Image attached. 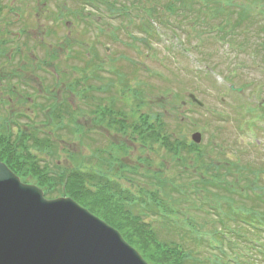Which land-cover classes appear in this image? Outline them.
<instances>
[{"label":"trees","instance_id":"obj_1","mask_svg":"<svg viewBox=\"0 0 264 264\" xmlns=\"http://www.w3.org/2000/svg\"><path fill=\"white\" fill-rule=\"evenodd\" d=\"M121 1V4L114 0L110 2L109 12L112 16L119 14L124 15L125 18H129L132 16L130 13L132 12L131 6H137L133 9V13L140 18L141 25L146 26V30L150 34L157 33L152 21H155L159 26L173 27L176 33L179 31L178 25H185V21H188V25L181 26L191 29L193 38H197L199 34L197 36L196 32L203 30V28H212L215 25L221 30V32L216 33L218 36L230 35L229 31L232 32L235 27L244 23L246 12L248 11L252 15L255 12L254 9L262 0H250L254 7L247 5L243 7V3H239L238 0ZM93 2L96 1L93 0ZM45 4L46 1L43 0L41 6H45ZM261 5L264 6V3H261ZM26 6H29V4H26ZM237 8H241L238 16H236ZM24 9L28 10L27 7H24ZM50 13L54 15L55 19H59L58 14L52 11ZM2 14H4L3 4L0 0V17ZM29 22L25 21L24 26L31 28L33 25ZM112 37L115 38V35H112ZM3 38H6V32L0 27V62H4L5 54L9 52L7 44L4 43L6 40ZM117 40L119 39L117 38ZM82 41L85 42V39H76L77 44L71 46L70 52L73 55L69 56L72 58L69 57L65 62L71 61L70 64L72 66L70 65L71 67L65 68L71 69V75L76 73L78 76H83L88 72L94 73L97 69L105 73L102 70V66L104 67V54L99 53L95 45L91 47L84 46L85 43ZM130 44H133V42ZM122 60H126L128 66L134 69L135 73L131 72V74L136 75V70H140L128 57L125 56ZM116 64H119V62H116ZM40 69L41 73L47 76L46 82H49V72L43 69L42 66ZM61 69H64V67ZM120 70L113 69L112 72L114 73L106 79H104V76H97L106 81L103 80L104 86H102L106 92L114 90L117 85H122L126 90L127 96L123 100V119L121 121L116 119L114 122L110 121L108 126L109 128L124 129L128 134V129H131V136L135 137L136 142L140 143V153H143L144 149H146L149 153L156 154L157 158H160L161 161L156 165V159L154 161L147 159L145 161L139 160L140 163L138 165H126L123 171L113 173L115 170L112 164L105 161L101 154L103 150L99 148L92 156V158L98 160L96 164H87L85 157H78L74 161L75 165L70 168L69 173L65 172L59 178L54 177L55 181L57 184L60 183L61 186H64L65 190L63 192L66 195L73 197L92 212L118 228L124 237L144 255L150 264H234L238 262L239 260L235 262L226 261L225 255H223V251L225 250H220L219 252L208 251L198 236L195 238L189 234H186V236L181 234L176 236L173 233L172 235L176 237H167L165 238L166 241L163 240V243H159L157 240L155 242V238L159 239L161 233L153 227L150 221L145 219L153 215L140 208V202L142 207V191L140 188L142 184L148 183V186H151V189H148L149 192L152 190L156 191L159 195L156 196L157 198L173 204L178 201L177 197H174V194L176 195V193L178 194L182 190L183 192L186 190L188 192L181 200L185 201L187 198L189 205L192 206L196 205L201 195L213 196L217 198L218 202L222 199H227L230 202L239 203L246 209H251L253 217H257V215L264 216V197L258 193L259 190H264V179L262 182L260 180L264 178V164L257 163V158L236 161L227 160L226 154L229 151V146L225 144L215 146L213 143H210V145L204 146L192 143L185 133L176 134V129L174 128H172V131L169 130V124L166 122L162 112L152 114L149 111L147 114L142 113L135 123L132 118L137 110L135 106L139 103L148 105L147 99L151 92L148 91L149 88L145 84L147 88L144 91L143 100L141 98L139 100V96L137 98L131 93L135 92V89L132 91L131 84L128 82L130 77ZM3 78L5 77L3 76ZM78 83L77 81V86H80ZM95 84L93 82L87 89L80 88V90L82 92L90 90ZM6 92L4 91V93ZM76 94L79 96V93ZM95 98L100 99L101 97ZM88 99H90L89 96ZM177 101L178 97L174 94L171 105L176 112L177 108H174V106ZM36 107L38 109L42 108L41 104H37ZM130 107H133L132 110ZM171 111L174 113L173 110ZM179 121L183 122L182 118H179ZM200 128L205 130L204 127ZM86 138L88 139L89 137L86 136ZM22 143L21 140L15 141L6 127L2 128L0 131V158L6 160L17 159L20 161L22 157L24 158L23 152L20 150ZM29 151L31 152V150ZM27 153L28 157L31 158L32 155L29 152ZM178 158L181 161H178ZM170 160H175L177 162L175 163L176 165L171 170L160 172L162 171V167L165 166L164 162H170ZM122 165V162L118 164L119 171ZM168 174H171V176ZM48 175V173L44 174L45 177ZM37 177L39 186L44 188L47 196H53L57 190H60L58 187L49 186L42 179V173H38ZM157 177L163 181H160ZM190 190L191 193L189 194ZM154 192H151V195ZM192 192L193 196L191 195ZM156 197L154 196L155 205L165 212V203ZM225 211H227L229 217L230 209L228 208ZM155 215L158 216L157 213ZM159 217H161V220H164V225H162L167 228L168 222H166V218L168 217L166 214L163 213ZM155 219L152 222H156L157 220ZM230 221L232 222L233 219ZM219 222L221 223V220ZM200 226L204 227L203 225ZM238 229L241 230L240 228ZM218 238H220L219 235ZM262 251L264 253V250ZM207 253L212 254V256L209 257ZM241 264H258V262L256 259L249 262L246 258Z\"/></svg>","mask_w":264,"mask_h":264},{"label":"rangeland","instance_id":"obj_2","mask_svg":"<svg viewBox=\"0 0 264 264\" xmlns=\"http://www.w3.org/2000/svg\"><path fill=\"white\" fill-rule=\"evenodd\" d=\"M94 1H96L97 3L92 2L90 0H63V2L66 3V6L70 9L84 14L85 12L91 14L94 23L81 20L80 22H76V26L69 23L65 25L63 23H60L57 27L56 22L52 21V16L48 12L47 15L45 14V12L42 14H37V10H41V6L37 3V1L1 0L3 4L4 14L2 18H0V24H4L5 26H7L5 31L9 32L11 36H13V33H10V30L22 26L24 20L27 22L30 21L29 23L33 25V30H31V32L30 30L28 31L30 35L27 39L31 41V50H28L25 47L26 45L23 44V41L26 37L25 35L23 40L18 45H12L15 46V48L12 49V59L10 61L4 60V62H0V83H4L0 84V90L3 89V87H6L7 85H14L18 87L19 91L22 94L21 97L17 95L12 100L8 96L5 97L0 95L1 128L3 124V118L6 117L8 114H14V112L20 113L24 111L26 109L24 104L34 110V104L26 102V95L29 94L35 96L36 101L51 100V102L52 98L55 96L56 93L62 94L64 100L62 101L63 103L61 106L68 107L67 109L70 111V116L72 115V113L77 111V107H84V101L80 99L82 98L81 95L79 100L77 99V101L66 102V99L69 96L66 91V85H68L74 78V75H71V69H68V74H66L65 72L66 76L64 78L66 79L64 81H62V78L60 77L59 79L56 78L55 73L51 70V72L53 73V77H51V83H49L46 82L47 76L39 72V69H37L35 66L36 64H39L41 60L43 61L44 59H49L48 57L50 56L51 50L56 48L61 49L60 47H58L60 46L59 43L65 40V33H70V36L71 34H74V36H71V38L76 37L79 40L84 38L87 42V45H95L97 47V51L99 53H102V55L105 51V45L108 46L111 49L112 56L116 55L115 57L119 62V64H116V66L119 68L118 70L121 69L130 77L131 80L129 79L128 82L131 84V86L135 88L144 89V91L148 86V91L151 93L149 94V98L147 99V101L148 105L150 106H138L137 110L134 113L135 123L137 122L142 112L148 113L150 111L152 112V114L156 112H162L166 122L169 124L168 128L170 131H172V128H174L176 129V132L174 129L173 131L176 134L185 133L190 138L191 133L194 130H198L193 125V121L198 120L200 123L199 125L206 127L208 131L206 134H204V143L208 144V141H211L210 139L212 136V138H216L217 143L221 145L225 144L230 146L229 153L230 151H233L234 149L238 148L240 151H242L241 155L243 156V158L246 159H249L250 157L252 158V156L256 154V147L249 141L251 139V136L247 134V131L244 129L245 124L241 120L237 119V117L235 116L236 112L233 107L235 105L244 106L248 104L249 98H251L256 92L252 90L253 88L251 87H245V84L243 83H246L248 79L249 81H254L260 78L259 76L263 75L262 73L264 72V65L260 68L253 66L248 59V50L245 51V53H242V55H239L240 58L243 57V60H241L237 55L234 54L233 50L232 52L230 51L231 53L228 52V47H226V49L224 48V50L221 47H218V45H216L215 41L213 40L217 38V36L210 35L212 34V32H209L208 29L203 28V30H199V32L196 33L197 35H200L199 41L202 42L203 45L199 47L198 51L202 55V59L206 68H210L212 70V74L210 75L209 79L213 80L214 82H217L220 86L227 85L224 82V76H230L229 72L233 71L238 76L236 79L231 80L232 84L238 87H243V89L239 93L235 91L230 92L226 90H221L218 92L219 86L217 84L212 83L210 80L208 81V79L206 80L204 78L205 75H203L199 79L195 78L196 76H194L189 70V66L187 64L188 60L182 58V53L179 48L174 49L172 47L169 50V47L164 44L163 37L161 38L162 40L159 38L146 40L149 41L150 46L145 44V41L141 40L144 38V36L137 34L138 32L144 33V30L140 28V26H138V31L134 30L135 35L139 38V40L133 41L131 39L133 31H127L125 28L122 29L123 27H125L123 26L125 24V19L123 17L113 16L109 20L105 16L109 15V13H107V9L109 10V4L113 0ZM114 1L119 4L122 3L121 0ZM28 2L32 6H26ZM238 2L243 3V7L245 5L253 6L250 0H238ZM259 3H264V0L260 1ZM49 6L52 9H56V3L53 1L50 2ZM24 7H27L28 10L24 9ZM10 8H13L14 10L21 9L24 14L23 21L15 27L11 26L8 22L13 18V14L11 13ZM134 8L135 6H132V9ZM239 10H241V8H237L236 16H238ZM254 11L255 12L252 15L250 12L248 13L247 11L244 23L238 27H235L232 32H229V34H235L236 37H234L233 35H225V39H229L236 45L243 46L244 49L252 50L255 48V50L259 51L257 53L259 61H262V59H264V18H262V16H254L258 11L257 8H255ZM101 15H104V17ZM70 18L74 19L73 16L69 15L68 21H70ZM95 23L105 28V31H103L102 33H97V30L94 26ZM50 26L55 28L57 27L55 30V35H50L47 31H44L45 29L50 28ZM247 26H249L250 32L244 33L243 29H246ZM86 28L87 30H85ZM166 28H169V26H166ZM110 29L116 32V35L119 40L115 41V38L112 37L114 32L112 33ZM166 30L171 31L170 29ZM56 36L59 37L56 38ZM184 38L185 41H188L187 46L189 45V42L192 43L193 39H189L186 36ZM27 40L25 41L27 42ZM41 40L45 42L44 46H40ZM128 42H133V44L130 45ZM197 43L198 40L195 41V48L192 47L193 44H190L191 46L189 45L188 48H191L194 51L197 50ZM69 55H73V53L66 51L65 53H62V61L60 63L62 64V67H68L70 65L72 66V64H70L71 61L64 62L65 59H68L69 57L72 58ZM125 56L130 58V61H135V56L138 59L137 63L141 62L142 65H146L143 67V69L140 67L142 70H140L136 74L137 77L133 75L135 71L133 68L128 66V62L126 60H122V58H125ZM109 63L111 64L112 61L108 60V64ZM198 67H201V64L200 62L196 61L193 66L194 71H196ZM19 68L20 72L18 74L13 73L17 72ZM131 72L133 74H131ZM9 75L10 77L12 75H19L20 77H13L10 80ZM3 76L5 78H3ZM46 84H52L51 87L48 88L50 93L45 91L44 85ZM23 91H25L24 95ZM189 92H194L196 96L204 102L205 107L199 108L196 105L192 104L188 97ZM96 94L103 95L104 92L97 93L96 90ZM125 94L126 91L124 92V94H122V86L118 85V87H116L112 91V93H106L104 94V96H108L110 99L116 97L117 102L115 106L118 108H122L123 103L121 102L120 98H122ZM174 94H177L179 97L176 105L174 106V108H177V112L175 111V109H173L171 105V99ZM139 97L141 98V100H143V95ZM104 102L110 103V100L105 99L103 103ZM259 102H261V100H259ZM119 104H121L122 106H120ZM181 104L182 107L180 106ZM140 105H142V103H140ZM88 108L89 109H86V112L80 114V123L83 128L84 125L86 126V134L91 132L93 133L94 137L92 139L87 140V138L85 137L77 138L72 132L70 124L67 126L70 118L67 123H65L66 127H62V131L57 129L56 132H54L57 126L56 124L45 126L40 123V125L38 124L36 129L38 132H44L42 137L52 135L62 140H59L55 137L56 142L54 143V150H57L56 155L50 152V150L46 149L44 153H41L39 152L41 149H38V153H36L38 155L37 157L47 158V160L45 161L48 166L49 163H51V165L53 166L58 162L60 164L59 166L61 167L60 171H63L69 165H75L74 162H70L69 160L70 151L79 155V158L81 156L85 157L87 164H96L98 160L92 158V156L94 153H96L98 147L109 148V142H111L112 138L114 137L118 138L115 139V141L118 140L121 143L124 142L120 140H124L122 136H116L114 134H111V132L106 128L102 127V125L100 127H96L92 123L93 114L90 111L91 107ZM132 108L133 107H130L131 110ZM48 109L51 110V107L48 106ZM171 110L174 111L175 115ZM179 116L186 117L183 118L185 121L183 120L184 122H180ZM43 117L44 116L42 115H38L37 119L41 120L43 119ZM35 122L39 123L37 120ZM32 127L34 128V126ZM60 135L62 137H60ZM261 138V152L258 153H260L259 156L264 157V137ZM138 145L139 144H137L136 147H139ZM138 149L139 148H132L127 157L121 159V161L126 163L127 165H134V163H137L139 156L136 160L135 155L140 153ZM103 156L107 158L106 154H104ZM153 156L154 159H156V164H158L161 159L157 158L156 154H153ZM148 158H150L149 155ZM229 158L234 159L232 153L229 154ZM6 166H8V164H6ZM169 166L170 168H173L172 163L169 164ZM168 175L171 176V174ZM142 188H151V186H142ZM187 192L188 191L186 190L185 194ZM185 194H174V197H177L178 199V201L175 202L176 204L174 205L178 206L177 208H180L181 210L191 211L195 217V213H199V210H197L194 206L188 205L187 198L185 201L181 200L182 196H184ZM207 216L210 217V215L208 214ZM155 226L159 231L162 232L163 230V235L167 231L162 228V225L159 221L156 222ZM163 235L162 237L164 238ZM251 252L252 251L250 250L247 258L250 257ZM258 253L259 252L254 253L256 254L254 256V259H256L259 255ZM259 262L261 263L262 259H260ZM262 263L264 264V262Z\"/></svg>","mask_w":264,"mask_h":264},{"label":"water","instance_id":"obj_3","mask_svg":"<svg viewBox=\"0 0 264 264\" xmlns=\"http://www.w3.org/2000/svg\"><path fill=\"white\" fill-rule=\"evenodd\" d=\"M0 264L147 263L74 200H48L0 163Z\"/></svg>","mask_w":264,"mask_h":264},{"label":"flooded vegetation","instance_id":"obj_4","mask_svg":"<svg viewBox=\"0 0 264 264\" xmlns=\"http://www.w3.org/2000/svg\"><path fill=\"white\" fill-rule=\"evenodd\" d=\"M15 87V86H14Z\"/></svg>","mask_w":264,"mask_h":264}]
</instances>
